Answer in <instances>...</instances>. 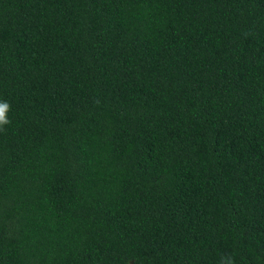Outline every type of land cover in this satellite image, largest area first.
Segmentation results:
<instances>
[{"label": "trees", "instance_id": "1", "mask_svg": "<svg viewBox=\"0 0 264 264\" xmlns=\"http://www.w3.org/2000/svg\"><path fill=\"white\" fill-rule=\"evenodd\" d=\"M0 264H264V0H0Z\"/></svg>", "mask_w": 264, "mask_h": 264}, {"label": "clouds", "instance_id": "2", "mask_svg": "<svg viewBox=\"0 0 264 264\" xmlns=\"http://www.w3.org/2000/svg\"><path fill=\"white\" fill-rule=\"evenodd\" d=\"M10 105L7 102H0V131L3 130V126L10 123L7 119V112L9 111ZM220 264H233L231 258H222Z\"/></svg>", "mask_w": 264, "mask_h": 264}]
</instances>
